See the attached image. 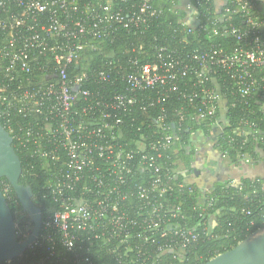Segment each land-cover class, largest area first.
Instances as JSON below:
<instances>
[{
  "label": "built area",
  "instance_id": "2783aa9c",
  "mask_svg": "<svg viewBox=\"0 0 264 264\" xmlns=\"http://www.w3.org/2000/svg\"><path fill=\"white\" fill-rule=\"evenodd\" d=\"M167 10L190 31L223 40L188 53L139 43L124 60L92 64L88 51L120 30H147ZM218 73L228 77L225 91L246 104L264 94L258 0H172L169 8L155 0H0V123L37 161L58 206L35 244H51L52 254L65 249L73 264H92L94 247L118 264H162L166 254L179 260L195 246L197 225L171 221L184 218L174 193L196 188L177 180L180 162L168 154L184 108L175 123L165 102L188 79L193 89L182 96L201 104L189 117L221 134L218 110L227 98ZM208 193L200 188L197 196L201 219L214 205Z\"/></svg>",
  "mask_w": 264,
  "mask_h": 264
},
{
  "label": "trees",
  "instance_id": "16d2710c",
  "mask_svg": "<svg viewBox=\"0 0 264 264\" xmlns=\"http://www.w3.org/2000/svg\"><path fill=\"white\" fill-rule=\"evenodd\" d=\"M172 0H155L163 2L169 8ZM200 10L203 6H199ZM184 38L186 40H184ZM223 39L219 36L208 37L207 34L199 31H190L182 25L177 17L167 10L160 18L152 21L150 27L145 31L120 30L115 39H106L99 51H88L87 55L92 58V64L107 60L109 56L124 60L133 45L139 43L146 44H168L178 52H191L201 45L220 42ZM227 98L226 122L223 121L224 130L219 134L216 147L221 155L230 161L238 164L247 155L253 162H261L264 166V94L251 97L246 104L245 100L236 97L230 92H226L225 85L228 77L225 74H215ZM212 85V83H210ZM192 85L188 79H181L178 82V91L170 93L165 104L169 120L177 123L179 116L177 111L180 107L184 108L185 118L181 121L180 139L169 150L171 162L178 160L180 167L177 180H185L188 175H195L196 167V147L191 137L198 130L208 134L213 127L206 125L207 121H199L193 118L197 112L196 101L191 104L183 97L184 93L192 91ZM3 106L0 103V113ZM221 110L218 116L221 119ZM189 114L193 117H189ZM246 121L249 124H246ZM252 124V125H251ZM127 138L132 135L130 127H127ZM131 131V132H129ZM245 131V133L243 132ZM230 137L234 139L231 143ZM14 147L22 160L23 172L21 182L31 185L34 192V201L41 208L43 218L54 212L58 206L51 194L47 192L45 186L46 175L39 172L37 161L28 156L27 150L19 148L16 143ZM226 154V155H225ZM264 177L244 178L238 182H225L217 180L213 183L210 193L205 197L214 199V205L208 209L203 219L199 218L202 210L196 208V200L200 191L197 183H192L195 187L194 193L183 189L180 193L175 192L172 199L184 211V218L181 216L171 217L172 222L181 225L196 226L200 234L199 242L186 249L181 259H176L172 253H168L162 258V264H204L214 256L234 248L239 242L246 239L250 234L259 228L264 227ZM0 185L7 197L15 220L16 211L23 210L16 193L6 178L0 179ZM200 197V196H199ZM201 199L203 197L201 196ZM216 213L217 224L212 234L207 232V221L212 214ZM33 224L31 218H25ZM51 244L37 243L30 246L27 251L18 258L12 259L11 264H73L67 261L68 252L63 248H56L55 254L51 252ZM90 256L92 264H118L115 257L106 248H93ZM0 264H7L2 262Z\"/></svg>",
  "mask_w": 264,
  "mask_h": 264
},
{
  "label": "water",
  "instance_id": "95a60500",
  "mask_svg": "<svg viewBox=\"0 0 264 264\" xmlns=\"http://www.w3.org/2000/svg\"><path fill=\"white\" fill-rule=\"evenodd\" d=\"M9 131L0 123V179L6 178L33 222L31 233L20 240L11 206L0 185V263L22 256L35 244L42 230L43 214L34 201L31 185L21 182L23 165ZM204 264H264V227L257 229L234 248Z\"/></svg>",
  "mask_w": 264,
  "mask_h": 264
},
{
  "label": "crops",
  "instance_id": "0c3cea01",
  "mask_svg": "<svg viewBox=\"0 0 264 264\" xmlns=\"http://www.w3.org/2000/svg\"><path fill=\"white\" fill-rule=\"evenodd\" d=\"M264 8V0H258ZM219 5L220 1H218ZM227 100H220L221 120L226 122ZM221 132L219 126H214L208 134L203 130L193 133L191 140L196 147L197 155L195 162V175H188L186 182L189 184L197 183L202 189H211L217 180L225 182L240 181L244 178L264 177V166L261 162H253L249 157L241 160L238 164L230 163L224 158L216 147L218 136ZM217 224L216 213L212 214L207 221L208 234L213 233ZM184 252L179 257H183Z\"/></svg>",
  "mask_w": 264,
  "mask_h": 264
},
{
  "label": "rangeland",
  "instance_id": "374dc122",
  "mask_svg": "<svg viewBox=\"0 0 264 264\" xmlns=\"http://www.w3.org/2000/svg\"><path fill=\"white\" fill-rule=\"evenodd\" d=\"M15 214L18 217L16 219L17 235L20 240H23L31 233L33 229V224L30 222V220L24 221L25 218H30L29 215L24 210H18L16 211ZM181 255H182V252H180V256Z\"/></svg>",
  "mask_w": 264,
  "mask_h": 264
}]
</instances>
